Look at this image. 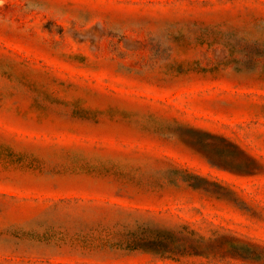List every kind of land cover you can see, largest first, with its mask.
<instances>
[{
  "label": "rangeland",
  "instance_id": "1",
  "mask_svg": "<svg viewBox=\"0 0 264 264\" xmlns=\"http://www.w3.org/2000/svg\"><path fill=\"white\" fill-rule=\"evenodd\" d=\"M0 264H264V0H0Z\"/></svg>",
  "mask_w": 264,
  "mask_h": 264
},
{
  "label": "trees",
  "instance_id": "2",
  "mask_svg": "<svg viewBox=\"0 0 264 264\" xmlns=\"http://www.w3.org/2000/svg\"><path fill=\"white\" fill-rule=\"evenodd\" d=\"M228 145H232V146H234L233 144H231V143H228ZM235 147V146H234ZM251 158V157H250Z\"/></svg>",
  "mask_w": 264,
  "mask_h": 264
}]
</instances>
